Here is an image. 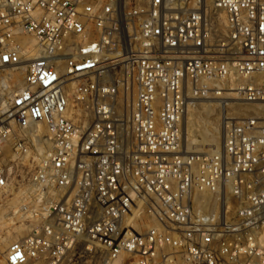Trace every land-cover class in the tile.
<instances>
[{
    "label": "built area",
    "instance_id": "obj_1",
    "mask_svg": "<svg viewBox=\"0 0 264 264\" xmlns=\"http://www.w3.org/2000/svg\"><path fill=\"white\" fill-rule=\"evenodd\" d=\"M27 185L7 264H264V0H0V196Z\"/></svg>",
    "mask_w": 264,
    "mask_h": 264
},
{
    "label": "rangeland",
    "instance_id": "obj_2",
    "mask_svg": "<svg viewBox=\"0 0 264 264\" xmlns=\"http://www.w3.org/2000/svg\"><path fill=\"white\" fill-rule=\"evenodd\" d=\"M210 103L212 104V102H207V104ZM184 143L186 146L185 140ZM11 146L12 142L10 141L4 151V156L7 158H10L12 155ZM188 150L194 151L193 149ZM28 188L29 185L25 186L22 193L18 195L15 194L14 196L9 197L0 196V264H7L6 253L9 245L15 240L27 237L31 233L33 227L36 226V223L32 219L27 216L21 217L17 211L22 203L30 204L31 202V198L26 192V189ZM22 228H25L24 231ZM84 260L85 258L77 255L71 256L62 262H55L50 257L44 256L37 260H30L29 264H83Z\"/></svg>",
    "mask_w": 264,
    "mask_h": 264
},
{
    "label": "bare ground",
    "instance_id": "obj_3",
    "mask_svg": "<svg viewBox=\"0 0 264 264\" xmlns=\"http://www.w3.org/2000/svg\"><path fill=\"white\" fill-rule=\"evenodd\" d=\"M249 108L235 107L234 112L239 115L246 114ZM219 115L216 106L211 103L196 105L188 110L183 122V139L186 141L187 149L204 152L213 151L221 146Z\"/></svg>",
    "mask_w": 264,
    "mask_h": 264
}]
</instances>
